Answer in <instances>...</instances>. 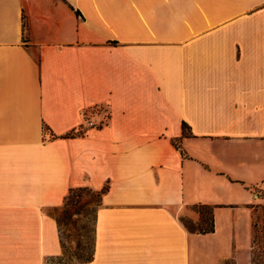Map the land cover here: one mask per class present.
<instances>
[{
	"label": "crops",
	"instance_id": "crops-1",
	"mask_svg": "<svg viewBox=\"0 0 264 264\" xmlns=\"http://www.w3.org/2000/svg\"><path fill=\"white\" fill-rule=\"evenodd\" d=\"M106 185L62 260L51 210ZM261 187L264 0H0V264H253Z\"/></svg>",
	"mask_w": 264,
	"mask_h": 264
},
{
	"label": "rangeland",
	"instance_id": "rangeland-1",
	"mask_svg": "<svg viewBox=\"0 0 264 264\" xmlns=\"http://www.w3.org/2000/svg\"><path fill=\"white\" fill-rule=\"evenodd\" d=\"M264 196V187L258 188ZM99 191V190H98ZM91 188L81 189L75 191L70 199L64 204L51 210L60 223L61 239L64 247V252L61 259L72 261H86L91 257L94 249V230L95 219L98 206L100 204L101 195ZM193 210H195L192 207ZM197 211V210H195ZM203 214H207L210 209H201ZM259 220L263 217V208L258 209ZM198 212V211H197ZM199 213V212H198ZM200 214V213H199ZM184 222L188 224L192 230L197 229L202 224V218L194 221L189 217L183 218ZM261 237V232H259ZM257 255H261L257 251ZM222 264H233L231 261H225Z\"/></svg>",
	"mask_w": 264,
	"mask_h": 264
},
{
	"label": "trees",
	"instance_id": "trees-1",
	"mask_svg": "<svg viewBox=\"0 0 264 264\" xmlns=\"http://www.w3.org/2000/svg\"><path fill=\"white\" fill-rule=\"evenodd\" d=\"M190 131V127L187 123H184V134L188 135ZM179 141L180 139H177L174 141L175 145L179 146ZM87 189L88 187L86 186H82V187H76V188H72L66 199L65 202L67 204V201L70 199L71 195L77 191V190H81V189ZM108 190V185H106L103 189L99 190L98 193L101 195H103V193H105ZM209 208L210 211L207 214H203L201 209L203 208ZM193 208L195 210H197L202 218V224L201 226H199L197 229L192 230L191 227L186 224V226L188 228H190L192 231H196L199 233H209V232H213L215 231V224H214V207L210 206V205H205V204H195L193 206ZM60 225V223H59ZM254 227H255V235H254V247H255V251L253 253V264H264V207H263V217L261 218V220H259V218H257L254 222ZM259 232H261V237H259ZM257 251L261 253V255H257ZM93 258V254L91 257H88L86 259V261H89ZM64 261H68L71 262V260H66L63 259Z\"/></svg>",
	"mask_w": 264,
	"mask_h": 264
},
{
	"label": "built area",
	"instance_id": "built-area-1",
	"mask_svg": "<svg viewBox=\"0 0 264 264\" xmlns=\"http://www.w3.org/2000/svg\"><path fill=\"white\" fill-rule=\"evenodd\" d=\"M87 122H88V125L93 126V127L98 125L96 122H94L90 118H87Z\"/></svg>",
	"mask_w": 264,
	"mask_h": 264
}]
</instances>
